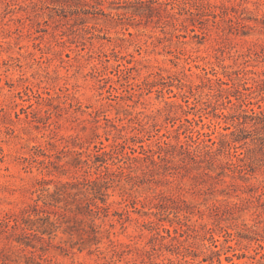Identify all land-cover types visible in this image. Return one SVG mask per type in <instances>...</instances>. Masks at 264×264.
Listing matches in <instances>:
<instances>
[{
	"label": "rangeland",
	"instance_id": "obj_1",
	"mask_svg": "<svg viewBox=\"0 0 264 264\" xmlns=\"http://www.w3.org/2000/svg\"><path fill=\"white\" fill-rule=\"evenodd\" d=\"M258 105L264 0H0V264H264Z\"/></svg>",
	"mask_w": 264,
	"mask_h": 264
},
{
	"label": "trees",
	"instance_id": "obj_2",
	"mask_svg": "<svg viewBox=\"0 0 264 264\" xmlns=\"http://www.w3.org/2000/svg\"><path fill=\"white\" fill-rule=\"evenodd\" d=\"M258 107L260 108V110L258 112L254 111L255 113V118L259 120V122L263 125L264 127V109H262L261 105H258ZM199 133H201L200 131H198ZM203 134V133H202ZM187 137L189 139H191L192 141H194V144H196L198 147H200V145H205V147L209 146L204 139H202L200 136L198 138H195L193 136V134H187ZM201 138V139H200ZM212 143H215L214 140H211ZM160 143V141H158ZM163 142L165 144H168L169 141L163 140ZM115 146L118 145H122L123 147H125V145L123 143H119V144H113ZM183 145H181L182 147ZM142 149H143V153L149 155V151H151V149H146L143 145H141ZM68 183L63 184V187H67ZM67 193V190L65 189H57L54 192H50L48 195L43 194V196H45L44 198L47 197H53L54 200H60V198L63 197L64 194ZM42 197V196H40ZM104 200V199H103ZM92 204L95 206V208L92 207ZM87 214L89 215H99L101 212H106V214L108 213L110 207L108 205L106 206H100L98 205V203H89L87 206ZM86 214V213H85ZM39 220H44L42 223H40ZM22 225H26L27 227H30L31 230H35V231H40L43 234L47 232L49 225H54L55 221H51L50 217L47 216L45 218H41L38 217V219H33L32 215L29 213V210H24V212L20 215V214H16V213H7L1 220H0V233L1 232H5V231H9L10 228H15L18 226H22ZM26 228V227H25ZM169 231V230H167ZM23 237L28 238L29 234L27 232H23L22 233ZM19 242L21 243H25L26 245H29V243H27V241H21L19 239Z\"/></svg>",
	"mask_w": 264,
	"mask_h": 264
}]
</instances>
